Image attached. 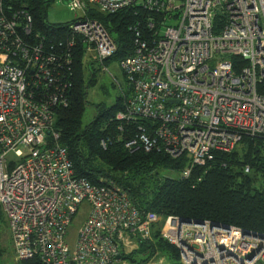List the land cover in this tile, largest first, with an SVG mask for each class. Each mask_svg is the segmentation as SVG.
<instances>
[{
	"label": "built area",
	"instance_id": "1",
	"mask_svg": "<svg viewBox=\"0 0 264 264\" xmlns=\"http://www.w3.org/2000/svg\"><path fill=\"white\" fill-rule=\"evenodd\" d=\"M69 5L76 18L66 39H58L35 28L26 0H0V208L16 260L110 264L151 238L153 225L163 221L161 237L178 248L182 264H264L263 233L144 212L114 180L92 184L77 177L55 126L57 108L71 103L76 37L86 62L91 56L103 63L118 50L89 10L134 8L145 16L132 27V54L120 60L131 93L116 114L135 125L129 150L185 155L180 175L189 176L215 152L233 151L245 135L264 136V0ZM233 57L246 63L239 66ZM84 202L88 213L71 246L68 227Z\"/></svg>",
	"mask_w": 264,
	"mask_h": 264
},
{
	"label": "trees",
	"instance_id": "2",
	"mask_svg": "<svg viewBox=\"0 0 264 264\" xmlns=\"http://www.w3.org/2000/svg\"><path fill=\"white\" fill-rule=\"evenodd\" d=\"M5 1L14 3V0ZM26 4L37 30L66 39L67 26L72 21L61 25L47 23L46 0H26ZM89 13L114 35L118 50L113 57L121 60L132 54V27L143 20L142 11L125 8L105 14L91 8ZM76 41L71 103L57 108L55 121L61 131L60 142L68 148L75 175L92 184H99L101 179L114 180L144 212L152 211L162 217L210 220L264 234V136L245 135L233 151L215 152L213 160L193 167L189 176L180 175L188 163L185 155L174 158L164 151L129 150L125 143L135 132V125L116 118L124 109L127 96L109 107L97 105L95 115L86 119L87 88L93 81L95 60L86 62L83 41L79 36ZM233 60L239 66L246 63L239 57ZM246 167L249 172L245 171ZM169 172H176L177 176ZM5 217L0 208V220L6 221ZM158 223L153 225L151 238L141 241L136 249L121 258L147 264L163 254L169 264H182L178 248L161 237ZM2 255L1 246L0 259ZM16 264L43 263L33 257L17 260Z\"/></svg>",
	"mask_w": 264,
	"mask_h": 264
},
{
	"label": "rangeland",
	"instance_id": "3",
	"mask_svg": "<svg viewBox=\"0 0 264 264\" xmlns=\"http://www.w3.org/2000/svg\"><path fill=\"white\" fill-rule=\"evenodd\" d=\"M46 22L50 24L61 25L69 23L76 18L75 11L70 8V0H46ZM80 14V12H78ZM87 60H94L91 56L86 57ZM214 65V61L209 62ZM93 81L87 88L86 119H90L97 111V105L111 106L115 104L119 98L129 96L131 87L126 79V76L120 66V58L113 57L105 60L103 63L95 60L93 64ZM171 176H177L176 172H169ZM89 206L86 202L82 203L72 219L68 227L66 238L72 246L75 243L77 233L85 220ZM6 218V217H5ZM163 221L157 225L162 227ZM0 247L3 248V255L0 259V264H16L15 251L11 243V234L9 224L6 221L0 220ZM130 252V251H129ZM126 252L125 254H128ZM123 255V254H122ZM136 259H140L136 256ZM110 264H137L130 259L120 258ZM147 264H169L166 255L160 254L152 259Z\"/></svg>",
	"mask_w": 264,
	"mask_h": 264
},
{
	"label": "water",
	"instance_id": "4",
	"mask_svg": "<svg viewBox=\"0 0 264 264\" xmlns=\"http://www.w3.org/2000/svg\"><path fill=\"white\" fill-rule=\"evenodd\" d=\"M220 14V13H219ZM182 221H187V222H189V221H191V219H184V218H180ZM196 222H200V223H202L203 222V220H195ZM213 223H215V224H218V222H213ZM121 257L120 256H118V259H120Z\"/></svg>",
	"mask_w": 264,
	"mask_h": 264
}]
</instances>
